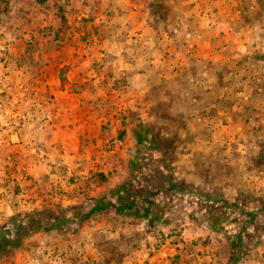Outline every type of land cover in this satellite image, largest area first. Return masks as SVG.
Segmentation results:
<instances>
[{"label": "rangeland", "instance_id": "rangeland-1", "mask_svg": "<svg viewBox=\"0 0 264 264\" xmlns=\"http://www.w3.org/2000/svg\"><path fill=\"white\" fill-rule=\"evenodd\" d=\"M224 1L234 5L238 20L264 33V0ZM32 2L0 0V223L32 210L62 212V206L71 216L97 201L99 207L76 231L68 225L66 231L31 234L0 264H17L21 253L40 264H136V257H147L143 264H264V115L251 112L238 123L244 127L235 130L231 120L220 118L192 133L171 103L156 99L150 111L167 122L130 115L135 139L138 134L142 141L136 142L121 181L126 191L117 190L121 182L95 184L91 173L70 176L76 184L67 190L35 178L32 165L38 157L30 147L36 127L49 123L46 114H39L41 105L53 97L39 90L37 69L61 63L37 53L36 34L45 29L37 31L35 15L47 16L53 9L63 15L67 3L42 0L37 11L30 8ZM257 56L264 59V52ZM44 73L43 79L49 75ZM253 75L264 78V64L255 65ZM259 83L264 86V79ZM263 89L258 101H264ZM39 91L48 96L44 101ZM116 193L134 200L139 214H132L133 208L115 213ZM145 207L156 217H145ZM213 221L215 230L209 226Z\"/></svg>", "mask_w": 264, "mask_h": 264}, {"label": "crops", "instance_id": "crops-1", "mask_svg": "<svg viewBox=\"0 0 264 264\" xmlns=\"http://www.w3.org/2000/svg\"><path fill=\"white\" fill-rule=\"evenodd\" d=\"M31 1V9L41 7L42 0ZM63 2V15L54 9L35 15L37 31L45 29L36 34L37 53L61 59L37 69L39 90L53 96L39 113L49 123L36 127L30 147L40 182L67 190L76 184L69 177L80 173L94 174L99 186L121 182L136 149L131 113L168 121L150 111L156 99L171 103L192 133L220 118L235 130L251 112L263 117L264 101L257 99L264 78L253 74L264 64L257 56L264 33L238 20L230 1L51 0ZM43 95L37 92L40 100ZM146 258L136 257V264ZM39 261L16 257L17 264Z\"/></svg>", "mask_w": 264, "mask_h": 264}, {"label": "trees", "instance_id": "trees-1", "mask_svg": "<svg viewBox=\"0 0 264 264\" xmlns=\"http://www.w3.org/2000/svg\"><path fill=\"white\" fill-rule=\"evenodd\" d=\"M142 141V138L137 134V142ZM97 175L102 177L101 173ZM117 190L126 191V182H121L116 186ZM116 193L115 196L119 201V207H115L117 212L122 210L129 211L133 208L132 214L137 215L141 210L140 207H134V200L128 201L122 195ZM97 203L93 204L87 211H75L71 216L66 215L63 211L66 207H60L62 212H55L50 209L32 210L24 213H16L10 216L6 221L0 223V259L11 257L23 245L24 239L31 234L50 229H59L66 231L68 225H72V230L76 231L78 225L94 210L99 207ZM145 217H156V214L149 210L148 207L143 208ZM150 218V217H149ZM215 221L211 222L209 226L215 230Z\"/></svg>", "mask_w": 264, "mask_h": 264}]
</instances>
